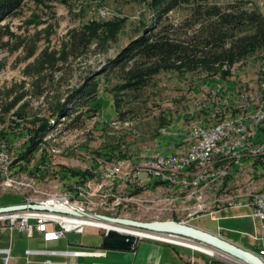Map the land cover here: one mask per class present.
<instances>
[{
	"label": "rangeland",
	"instance_id": "obj_1",
	"mask_svg": "<svg viewBox=\"0 0 264 264\" xmlns=\"http://www.w3.org/2000/svg\"><path fill=\"white\" fill-rule=\"evenodd\" d=\"M245 1L264 12V0ZM181 16L170 17L178 24ZM92 22L124 27L107 44L98 39L88 49L74 48L72 34ZM154 24L149 4L137 0H25L0 23L10 33L0 48V149L12 158L8 172L0 171V207L67 200L78 208L72 210L90 214L185 223L258 254L264 222L252 218L250 208H228L264 194V150L218 182L208 177L209 185L192 198L191 192L160 189L136 168L188 150L197 127L258 116V136L264 129V49L238 61L227 76L162 71L140 90L117 91L123 81L110 62ZM85 88L98 101L70 103ZM225 163L216 162L207 174ZM99 226L66 237L97 247L108 227ZM14 237L20 240L17 230Z\"/></svg>",
	"mask_w": 264,
	"mask_h": 264
},
{
	"label": "trees",
	"instance_id": "obj_2",
	"mask_svg": "<svg viewBox=\"0 0 264 264\" xmlns=\"http://www.w3.org/2000/svg\"><path fill=\"white\" fill-rule=\"evenodd\" d=\"M43 1V0H35ZM148 3L155 14L154 26L133 39L110 62L120 71L123 84L116 89L133 92L145 87L162 71L205 70L229 75L233 66L249 54L264 49V12L245 0H137ZM25 0H0V23L21 9ZM182 12L178 24L171 15ZM124 22H92L72 34V45L90 48L95 40L107 44L122 31ZM0 26V48L10 33ZM66 60V59H65ZM91 88L78 92L70 103H95ZM118 105V103H117ZM66 110L62 111L65 113ZM258 132L257 141L262 140ZM88 179L89 173H83Z\"/></svg>",
	"mask_w": 264,
	"mask_h": 264
},
{
	"label": "bare ground",
	"instance_id": "obj_3",
	"mask_svg": "<svg viewBox=\"0 0 264 264\" xmlns=\"http://www.w3.org/2000/svg\"><path fill=\"white\" fill-rule=\"evenodd\" d=\"M254 117H256V119H238L227 122L214 123L213 125L206 127H197L194 129L192 135L190 136L191 145L188 150L178 155L169 157H153L138 166L136 169L139 170V172L148 173V175L154 178L156 180V183L160 185V189H168L172 191L176 190V192L181 191L184 194L187 192H191L189 195H187V197L192 198L197 193L199 194V192L203 191L204 187L209 185L208 177L213 178L211 182H218L219 180L230 175V173H232L235 168L241 166V164H243L245 160L257 155L258 153L262 152V150H264V142L262 144H255L254 137L257 136V130L255 126L258 116ZM237 127L240 128L236 129ZM227 130L235 131H233V133H226L224 135L215 136L212 139V142L209 143V147H202V154L207 155L201 159H192L199 154V148L207 144V141H209V134ZM200 133L202 134L199 135ZM246 155L247 157L243 159V157H245ZM0 157L4 159L2 160V162H0V171L6 174L12 164V158L9 154L1 149ZM216 162L226 163L223 166V169H218V172L209 176L207 173L212 172V170L214 169L212 168V166L216 165ZM227 164H229L230 166H227ZM161 180H166L168 183H161ZM198 198L200 199L201 197ZM257 200H262V205H264V194H257L253 197H250L245 202V204L247 205L250 204V202ZM28 202L31 201L28 200ZM43 203H45L43 206H46L48 208H52L51 206L55 204V207L53 208H59L61 210H64L62 208L68 210L78 209L70 202L68 203L67 200L61 202H58L56 200H49L46 202L35 204ZM62 203H64L66 207ZM243 203L244 202H240L237 205L230 204V207L245 205ZM79 213L85 212L79 211ZM47 216L59 219L67 229L78 226H94L96 228H100L99 225L102 224L108 226L105 231L113 229L118 230L122 233L136 235L139 238H154L160 240L168 239L182 243L187 247L198 251H205L209 255L221 257L227 255L223 251L216 250L192 240L188 241L184 239H171L166 235L141 231L127 226L115 225L100 220L89 218H67L65 216L51 214ZM124 229H132L135 232L130 233L129 231H126ZM206 247L210 249H207ZM232 257L246 264L245 259H242L241 257H238L236 255H232Z\"/></svg>",
	"mask_w": 264,
	"mask_h": 264
},
{
	"label": "crops",
	"instance_id": "obj_4",
	"mask_svg": "<svg viewBox=\"0 0 264 264\" xmlns=\"http://www.w3.org/2000/svg\"><path fill=\"white\" fill-rule=\"evenodd\" d=\"M240 208L241 206H235L228 209ZM1 228L2 225L0 227V250H10V253L9 255L0 253V264H5L7 257H9L8 264H45L48 261L51 264H244L232 256L224 255L223 258L226 259L221 260L189 247L150 240L139 241L131 251H107L103 249L102 244L97 247L84 246L67 237L46 242L39 234L37 238L35 236L28 238L17 231V239L20 240L15 242L14 233L11 238L9 232ZM221 232L223 233V231L219 233ZM102 237L104 239L105 236ZM27 251L39 253L28 255ZM76 252L81 254L76 255Z\"/></svg>",
	"mask_w": 264,
	"mask_h": 264
},
{
	"label": "water",
	"instance_id": "obj_5",
	"mask_svg": "<svg viewBox=\"0 0 264 264\" xmlns=\"http://www.w3.org/2000/svg\"><path fill=\"white\" fill-rule=\"evenodd\" d=\"M27 209L36 211H52L65 214H72L78 217H86L89 219L100 220L103 222L127 226L133 229L146 231L150 233H156L160 235H175L183 238H187L194 242L204 244L208 247L214 248L219 251H223L227 255H236L245 259L249 264H264L262 260L254 253L249 252L223 238L214 235L210 232L204 231L197 227L187 225L181 222L167 221V222H138L122 218H113L98 214L90 213H78L74 211L61 210L57 208H48L43 205H15L8 207H0V214H7L12 212L24 211ZM140 238L133 234L122 233L118 230H107L106 235L102 242L104 250H116V251H131L134 249Z\"/></svg>",
	"mask_w": 264,
	"mask_h": 264
},
{
	"label": "built area",
	"instance_id": "obj_6",
	"mask_svg": "<svg viewBox=\"0 0 264 264\" xmlns=\"http://www.w3.org/2000/svg\"><path fill=\"white\" fill-rule=\"evenodd\" d=\"M240 127H237L236 129H238ZM233 131L235 130H227V131H219L216 133H212L209 134V141H207V144H205L204 146H201L199 148V154L196 155L195 157H193L192 159H201L204 158L207 154H202V147H209V143L212 142V139L215 136L218 135H224L226 133H233ZM202 133H200L199 135H201ZM258 136H255L254 139L255 141L257 140ZM247 155L244 158H246ZM241 159V160H243ZM2 157H0V162H2ZM239 160V161H241ZM238 161V163H239ZM161 183H168L166 180H161ZM154 185V183H150L149 185H145V186H152ZM25 205H33L35 203L33 202H28V200L25 199L24 201ZM43 204H39V205H44ZM64 204V203H62ZM64 206L66 207V205L64 204ZM52 208L55 207V204H53L51 206ZM241 207H248L250 209H252V215L251 217L257 220H260L262 222H264V205H262V200H257V201H252L250 202V204L247 205H242ZM61 208V207H60ZM59 209V208H57ZM64 210H68L65 208H62ZM68 211H74V212H78L77 210H68ZM60 215V216H65L67 218H83V219H87L86 217H78V216H74L72 214H65V213H60V212H52V211H36V210H31V209H27L24 211H18V212H12V213H7V214H0V224H6L5 226H2L1 229H4L6 231L9 232L10 237H13V233L15 230H17L20 234H24L26 237L28 238H33L36 234L41 235L42 239L46 242L49 241H57L60 239H63L66 237L67 234L69 233H76V234H84L86 231V226H78V227H71L70 229H67L65 227V225L62 223V221H60L59 219L53 218L51 216H47V215ZM216 213H214V217L213 219H216ZM53 225L55 229L50 230L49 226ZM4 227V228H3ZM168 236V238L171 239H184V240H188L191 241L187 238H183L180 236H175V235H166ZM142 240H150V241H155V242H160V243H165V244H170V245H175V246H182V247H187L186 245L176 242V241H172V240H168V239H154V238H140L139 241ZM5 253L8 254L10 253V250H0V253ZM39 252H34V251H27L28 255H32V254H37ZM254 253V252H252ZM76 255H79L81 253L76 252ZM100 255H105L106 253H98ZM257 257H259L262 262L264 263V247L259 251L258 254L254 253ZM213 256V255H211ZM9 261V257H7L5 259V264H8ZM45 264H51L49 261L46 262ZM249 264V263H246Z\"/></svg>",
	"mask_w": 264,
	"mask_h": 264
}]
</instances>
